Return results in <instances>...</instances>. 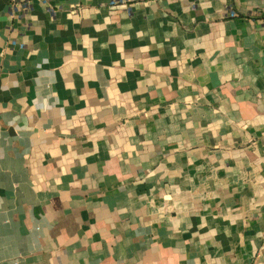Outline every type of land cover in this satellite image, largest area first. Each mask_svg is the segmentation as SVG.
Returning a JSON list of instances; mask_svg holds the SVG:
<instances>
[{
	"label": "crops",
	"instance_id": "crops-1",
	"mask_svg": "<svg viewBox=\"0 0 264 264\" xmlns=\"http://www.w3.org/2000/svg\"><path fill=\"white\" fill-rule=\"evenodd\" d=\"M0 264H264V0H0Z\"/></svg>",
	"mask_w": 264,
	"mask_h": 264
}]
</instances>
